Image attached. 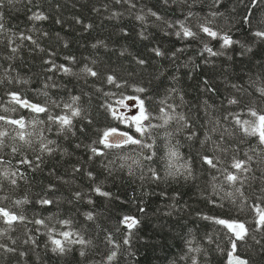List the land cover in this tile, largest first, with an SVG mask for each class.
<instances>
[{
    "label": "trees",
    "instance_id": "1",
    "mask_svg": "<svg viewBox=\"0 0 264 264\" xmlns=\"http://www.w3.org/2000/svg\"><path fill=\"white\" fill-rule=\"evenodd\" d=\"M135 3L137 7L134 9L127 4H116L115 0H32L31 4L26 0H14L13 5L5 6L6 27L12 33L33 35L43 51L24 41L18 53L9 60L13 54L7 46L8 36L0 37L3 41L0 43V65L6 68L9 63L13 64L16 72L11 75L27 81L8 83L5 80L0 84V114L13 118L20 115L28 119L33 117L28 110L9 102L7 93L16 91L39 104L52 99L70 102L71 96H80L79 106L84 118L74 121V134H68L66 139L47 133L49 139L56 141L53 145L56 150L51 155L44 154L42 163L35 160L40 153L28 147L22 149L33 164L40 163L39 168L18 164L23 156L17 154L13 157L10 149L5 148L0 155L6 161L11 160V168H19L25 178L18 180L16 187L4 181L0 197L8 196L3 203L9 207H13L14 200L27 197L29 203L14 210L22 211L31 219L51 217L50 225L59 227L57 220L71 218L73 226L82 229L86 238L93 240V246L86 250L84 257L79 254V246L66 255H56L45 247L47 236L35 232L39 226L27 225L32 230L31 234L38 236L37 246L33 247L22 243L27 238L26 229L17 225L15 231H10L0 242L16 247L18 251L8 253L0 250V264H96L110 250L103 243L106 232H111L122 243L127 229L120 222L125 216L136 217L140 223L133 229L131 246H122L113 264H191L190 259H181L187 252V241H192V247L201 248L199 253H193L200 264H226L232 233L204 217L245 222L250 233L244 241H237V255L249 260V264H264V234L251 231L255 228V212L251 205L259 203L264 207V192L261 191L264 188V164L259 163L260 156L253 162L255 178L245 187L248 199L243 207L239 196L235 203L221 199L224 191L221 187L214 188L212 181V175L218 173L199 159L201 155H212L209 146L201 141L213 126L208 121L214 123L217 118L224 127L234 131V135L227 137V142L239 146L241 159L249 149L250 142L241 143L239 131L232 129L230 121H224L223 117L252 102L258 110L264 109V98L255 91L256 87L264 86V40L254 36L255 31L264 30V3L251 8L250 24L244 23V16L252 0H221L216 7H213L212 0H187V3L185 0H169L167 4L164 0H135ZM149 9L162 19L151 16ZM36 11L44 12L49 19L29 20L31 12ZM188 11L194 13L189 20L193 30H196L197 23L207 18L212 21L214 30L231 36L239 43L224 49L221 48L222 40L212 39L203 33L198 39L177 37L175 31L178 28L169 27V23L175 25L176 21L183 20ZM211 11H218L221 15L211 17ZM113 12L118 15L113 16ZM137 15H145V21L137 20ZM77 18L83 23H77ZM88 24L92 27L86 28ZM44 32L48 35H42ZM205 44L224 55L210 56L203 52ZM157 47L164 55H155L152 49ZM173 52H176L175 57H172ZM69 57L75 60L66 59ZM137 58L146 63L140 65ZM46 60L69 66L72 74L48 71ZM85 65L97 71L98 76L91 77L83 72ZM108 75H114L121 82L126 81L127 85L121 88L109 85ZM0 78H3V68H0ZM252 82H255L254 86ZM45 84L49 87L45 88ZM53 84L56 87H52ZM133 86L145 87L147 91L137 93ZM173 88L175 92L171 91ZM209 88L214 91H209ZM113 93L115 95H111ZM121 93L124 96L148 97L145 103L153 112H158L160 101H166L177 105L176 111L190 118V129L177 131L180 126L173 122L168 129H160L159 132L167 130L173 133L171 143L192 161L191 177H167L163 160L153 165L165 176L161 181H153L149 178L150 173L135 164H132L130 174L128 164L132 162L125 163L122 157L138 158L139 150L134 152L131 148L112 150L106 158L92 156L91 147H103L93 142L99 139L104 129L119 127L123 131H134L113 120L104 107L108 103L116 106ZM232 98L240 100L241 104L229 105L228 100ZM5 107H16L18 111L4 112ZM191 131L197 135L189 140L187 135ZM218 136L219 133H214L213 139H218ZM168 143L167 138L157 137L159 156L165 155ZM252 147L257 145L252 144ZM106 160H114L115 164L106 169L101 163ZM76 167L80 168L79 172L74 171ZM89 171L93 173L92 178L87 175ZM215 183L220 185V181ZM49 185H54V188L49 190ZM96 186L111 195H98L93 191ZM222 187L228 190L226 185ZM76 192L82 194L79 200L75 197ZM41 198L52 199L55 203L42 206L38 203ZM213 200L218 204L214 205ZM87 212L95 214L94 221L86 220L84 214ZM0 227L7 226L0 224ZM45 231L41 230L42 233ZM253 235L256 239L251 238ZM8 236L15 238L17 244L11 245ZM19 251H25L27 255L21 257Z\"/></svg>",
    "mask_w": 264,
    "mask_h": 264
},
{
    "label": "snow or ice",
    "instance_id": "2",
    "mask_svg": "<svg viewBox=\"0 0 264 264\" xmlns=\"http://www.w3.org/2000/svg\"><path fill=\"white\" fill-rule=\"evenodd\" d=\"M27 4H31L32 0H26ZM169 0H164L167 4ZM187 3V0H185ZM116 4H127L130 9L137 7L135 0H115ZM221 0H212L213 7L218 6ZM264 3V0H252L249 7V11L244 16V23L250 24L251 20V8L256 7L258 4ZM14 0H0V37L7 35V46L13 56L8 59L14 58L15 54L18 53L19 49L23 46L24 41L30 42L35 45L36 49L43 51L40 47L38 41L33 35L26 34L25 32L12 33L9 28L6 27L5 12L4 8L6 5H13ZM106 7V6H105ZM31 11V9H29ZM99 11V9H96ZM148 13L156 17L157 20L162 19L159 14L151 9ZM118 15L113 12V16ZM221 15L218 11H211L210 16L216 17ZM194 17L192 11H188L183 20H178L175 25L169 23V27H177L178 30L175 31V35L182 39H198L200 33L205 34L207 37L212 39L222 40L221 48H230L233 44H238L239 41H234L231 36L227 34H221L219 31L214 30L211 26L212 21L205 18L203 22L197 23L195 25L196 30H193V26L189 24V20ZM29 20L39 22L48 20L49 17L41 11L31 12L28 17ZM136 19L139 21H145V15H137ZM60 21L58 20L57 23ZM77 23H83V21L77 18ZM86 28H91L92 25L88 24ZM36 30V29H33ZM38 31V30H37ZM141 36H144L142 31ZM42 35L47 36L48 33L44 32ZM254 36L260 40H264V30H257L254 32ZM146 38V37H145ZM17 40L20 43H17ZM3 41L0 40V43ZM96 47V45H93ZM247 51H251V48H247ZM152 51L157 56H162L164 53L160 48H154ZM177 51H183V49H177ZM203 52H207L210 56L224 55L223 52L214 51L213 48L208 47L207 44L204 45ZM203 52L201 55H203ZM176 56V52L172 53V57ZM69 60H75L74 57L66 58ZM137 62L140 65L146 63L145 60L137 58ZM46 64L49 65L48 71H58L65 74H72V69L64 64L57 65L52 60H46ZM3 68V78H0V84H4L5 80L8 83L13 82H23L19 78H14L11 73L16 72L13 64L9 63L6 68ZM87 75L91 77H97L98 72L92 67H85L82 69ZM49 79H52L49 77ZM107 83L113 85L116 88H121L127 85L126 81H119L114 75L107 76ZM207 83V81H205ZM253 86L255 82H252ZM49 85L45 84V88ZM52 87H56L55 84ZM135 92L143 94L147 91L145 87L133 86ZM209 91H214V89L209 88ZM171 91L175 92L176 89ZM255 91L259 94L261 98H264V86L256 87ZM7 95L10 98V103L13 105H18L20 109H26L33 114L31 119L26 118L23 115L13 118L8 115L0 114V153L3 152L5 148H9L13 157L20 154L23 159L17 161L20 165H29L33 168H39L40 163L33 164V161L28 159L27 155L22 151L24 147H28L40 153L35 157L38 162H43V155H51L56 149L53 145L56 141L49 139L47 133H54L57 136H64L66 139L68 134H74L75 123L77 118H84L83 110L79 106L80 96H71L70 102H60L58 100L52 99L46 101L44 104L33 103L27 98L22 97L21 93L16 91H9ZM47 95V93H45ZM111 95H115L114 93ZM148 97L137 96H124L121 93V98L116 102V106L111 103L104 105L108 113L111 115L113 120L118 121L121 124L126 125L128 128L134 131H123L119 127H110L104 129L97 141L94 144L102 145L103 147H91L90 151L93 157H107L112 150L116 149H126L131 148L132 151L139 150V157L124 156L122 159L127 163L131 160V164H128V169L131 174L133 171L132 164H135L138 168H142L150 173V179L153 181H161L165 176L161 175V171L158 167L153 165H158L161 160L164 161V170L167 177L176 178L183 176L185 179L192 176V161L184 157V155L179 151L176 144L171 143V137L173 133L171 131L165 130L160 133V129H168V127L175 122L180 127L177 131L183 129L192 128V121L184 113H178L176 111L177 105L168 104L166 101H160V107L158 112L151 111L147 106L145 101ZM126 101H131L132 103H126ZM255 102L250 103L247 106L241 107L238 112H229L223 119L224 121H230L231 127L234 130H238L241 134V143L250 142L248 151L244 152L243 159L240 158L239 153L241 149L238 145L229 144L227 142V137L234 135V131H230L228 127H224L221 121L217 118L213 123L209 120L208 123L213 124V126L207 131L205 139L201 141L202 144H207L209 146L208 150L212 152V155H201L199 159L206 165L209 169L214 170L218 175H212V181L215 187H221V191H224V196L221 199H229L232 203H235L236 197L241 198V207L243 203L247 202V196L245 195V187L251 179H254V169L253 162L256 160L257 156H260L259 163L264 164V109L258 110L253 106ZM229 105L241 104V101L232 98L228 100ZM128 108L133 111V114L128 115L125 112L120 111V108ZM59 109V111H56ZM4 112H17L16 107L3 109ZM245 116L250 117L244 118ZM91 121H89L90 123ZM219 133L218 139H213V134ZM197 133L191 131L187 135V139L191 140ZM167 138L169 143L165 145L167 152L163 157L158 154L157 137ZM11 140L12 143L9 144L8 141ZM178 144V142H177ZM252 144H256L257 147H252ZM80 147V145H77ZM107 150V151H105ZM249 152L253 153L252 155ZM220 153V155H217ZM146 162V163H145ZM103 166L107 169L109 165L115 164L114 160L101 161ZM123 167V165H121ZM75 172H79L80 168H74ZM187 173V176L184 174ZM253 175H249V174ZM89 178L93 177L92 172H88ZM24 173L21 172L19 168H11V160H5L3 155H0V193L4 191V181L13 187L18 186V180L24 179ZM264 179V176H262ZM220 181V185L215 182ZM223 185L227 186L228 190L223 189ZM49 190L54 188V185H49ZM93 191L98 195L108 197L111 194L102 190L100 186H96ZM264 192V188L261 189ZM81 193L76 192L75 197L77 200L81 198ZM8 196L0 197V224L6 225L7 227H0V239L7 236L10 231H15L17 225L25 226L26 239L22 241L25 245L37 246V235H33L32 230L27 228L28 224H34L39 227L35 229L38 234H45L47 236V243L45 247L49 248L50 251L56 255H66L73 251L74 248L79 246V254L81 257L86 255V250L93 246V240L91 238H86L84 232L80 228L74 227V221L71 218L59 219L56 221L55 225H50L49 220L52 218H35L31 219L24 215L22 211L14 210L19 208V206L29 203L27 197L22 200H14L12 202L13 207L6 206L3 201L7 200ZM92 203L91 200L88 201ZM214 205L218 204V201H211ZM38 203L42 206H49L55 203L54 200L48 198H41ZM223 207V204H219ZM253 211L255 212V228L252 232H259L264 234V207L261 204L251 205ZM143 211V209H141ZM87 221H94L95 214L93 212H87L84 214ZM205 219L214 220L216 224L224 226L232 236L229 237V243L231 245L230 249L227 251V262L226 264H249V260L242 258L237 255V241H244L249 237L250 229L246 226L245 222L237 220H228L217 217H204ZM122 225L127 229V233L122 241H118L113 237L111 232H106L103 237V243L110 250L106 257L102 261H97L96 264H113L114 261L118 259V253L122 246H131V237L133 235V229L137 228L140 221L136 217L125 216L122 218ZM46 230L41 232V230ZM252 239H256L253 235ZM11 245H16L17 240L8 236ZM211 241V238H208ZM256 243H260L259 240ZM0 250L8 253H17L18 249L14 246H10L7 243L0 242ZM201 251L200 247H192V241H187V252L181 259H190L191 264H200V260L193 253H199ZM221 251H223L221 249ZM19 256L24 257L27 255L25 251H19Z\"/></svg>",
    "mask_w": 264,
    "mask_h": 264
},
{
    "label": "rangeland",
    "instance_id": "3",
    "mask_svg": "<svg viewBox=\"0 0 264 264\" xmlns=\"http://www.w3.org/2000/svg\"><path fill=\"white\" fill-rule=\"evenodd\" d=\"M127 103H132L131 101H129V102H127ZM120 111H122V112H125V113H127L128 115H131V114H133V111L132 110H130V109H128V108H120Z\"/></svg>",
    "mask_w": 264,
    "mask_h": 264
}]
</instances>
